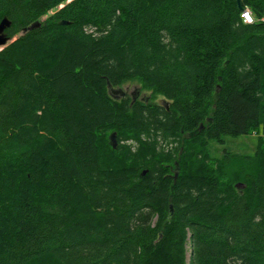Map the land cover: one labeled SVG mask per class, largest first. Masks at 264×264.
<instances>
[{
    "label": "trees",
    "instance_id": "16d2710c",
    "mask_svg": "<svg viewBox=\"0 0 264 264\" xmlns=\"http://www.w3.org/2000/svg\"><path fill=\"white\" fill-rule=\"evenodd\" d=\"M5 20L0 264H264V0H0ZM134 81L166 102L110 96Z\"/></svg>",
    "mask_w": 264,
    "mask_h": 264
},
{
    "label": "rangeland",
    "instance_id": "374dc122",
    "mask_svg": "<svg viewBox=\"0 0 264 264\" xmlns=\"http://www.w3.org/2000/svg\"><path fill=\"white\" fill-rule=\"evenodd\" d=\"M54 11L49 13L47 16L43 18L46 19L48 16L53 15ZM4 36L0 32V38ZM18 37H15L13 39L7 40V42L3 45L0 46V51L3 50L6 46L10 45L13 41H15ZM123 92H125V95L128 97L133 98L135 95L137 96V99L140 101H148L151 103H156V104H164L166 102L162 96H153L152 92L149 90H144L142 88V84L139 83L138 81L134 82H129L124 84L122 87ZM114 133V132H113ZM112 132L105 133V136L103 138V141L107 144L110 143V137L113 134ZM259 135L264 134V128L261 127L259 130ZM117 134V133H116ZM225 144L223 146L218 145L216 143H213L214 147V152L216 157H220L221 151H223L224 148L228 149L229 151L240 154V155H253L256 152L257 149V135H247V136H240L237 138H232L229 136H225L224 138ZM117 143H118V138H117ZM111 144H109L110 146ZM122 146L126 147H132L133 150H137L139 147V144L136 140H134L132 137L127 138V140L121 142ZM112 146V145H111ZM110 146V147H111ZM113 147V146H112ZM118 147V146H117ZM115 149V148H114ZM197 164L193 163V166L191 165L192 168H195V171H198L199 169L196 167ZM176 170V169H175ZM180 173V169L178 170ZM176 172V171H175ZM187 261H190V249L187 254Z\"/></svg>",
    "mask_w": 264,
    "mask_h": 264
},
{
    "label": "water",
    "instance_id": "95a60500",
    "mask_svg": "<svg viewBox=\"0 0 264 264\" xmlns=\"http://www.w3.org/2000/svg\"><path fill=\"white\" fill-rule=\"evenodd\" d=\"M238 4H240V0H237ZM9 25V23L5 20L1 23L0 25V32L4 35L0 38V46L5 44L7 42V40H9V38L4 34V29ZM33 28V27H32ZM30 29H26L24 30V33L27 32ZM108 90H109V94L111 97L113 98H121L125 96V92H123L122 88H114L112 87V85L110 83H108ZM137 99V96L135 95L133 97V101H135ZM165 103V102H164ZM110 144L113 146V148H117L118 143H117V134L113 133L112 136L110 137ZM179 171L177 170L175 175L178 176Z\"/></svg>",
    "mask_w": 264,
    "mask_h": 264
},
{
    "label": "built area",
    "instance_id": "2783aa9c",
    "mask_svg": "<svg viewBox=\"0 0 264 264\" xmlns=\"http://www.w3.org/2000/svg\"><path fill=\"white\" fill-rule=\"evenodd\" d=\"M241 17H242V20L244 21V23H246V24H253L254 23V19H253L252 14H251L249 9H245L242 12Z\"/></svg>",
    "mask_w": 264,
    "mask_h": 264
}]
</instances>
